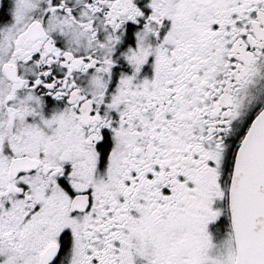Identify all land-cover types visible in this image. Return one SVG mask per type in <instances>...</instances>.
<instances>
[{
    "label": "snow or ice",
    "instance_id": "obj_1",
    "mask_svg": "<svg viewBox=\"0 0 264 264\" xmlns=\"http://www.w3.org/2000/svg\"><path fill=\"white\" fill-rule=\"evenodd\" d=\"M0 264H264V0H0Z\"/></svg>",
    "mask_w": 264,
    "mask_h": 264
}]
</instances>
